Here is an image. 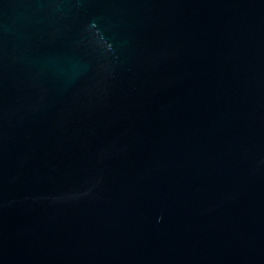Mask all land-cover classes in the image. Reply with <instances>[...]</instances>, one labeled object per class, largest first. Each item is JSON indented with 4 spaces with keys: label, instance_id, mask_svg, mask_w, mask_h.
<instances>
[{
    "label": "water",
    "instance_id": "95a60500",
    "mask_svg": "<svg viewBox=\"0 0 264 264\" xmlns=\"http://www.w3.org/2000/svg\"><path fill=\"white\" fill-rule=\"evenodd\" d=\"M0 264H264V0H0Z\"/></svg>",
    "mask_w": 264,
    "mask_h": 264
}]
</instances>
